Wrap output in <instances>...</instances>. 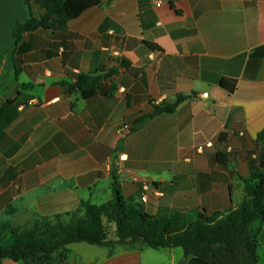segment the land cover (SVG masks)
<instances>
[{
  "label": "crops",
  "instance_id": "1",
  "mask_svg": "<svg viewBox=\"0 0 264 264\" xmlns=\"http://www.w3.org/2000/svg\"><path fill=\"white\" fill-rule=\"evenodd\" d=\"M31 12L48 26L15 46ZM87 73L111 75L89 98L63 84ZM180 94L194 96L137 125ZM263 131L264 0H100L66 21L40 0H0V218L13 226L106 203L114 176L153 215L227 212L262 168ZM143 181L161 194L143 201ZM69 246L64 264H159L151 248ZM173 248L161 264H177Z\"/></svg>",
  "mask_w": 264,
  "mask_h": 264
},
{
  "label": "trees",
  "instance_id": "2",
  "mask_svg": "<svg viewBox=\"0 0 264 264\" xmlns=\"http://www.w3.org/2000/svg\"><path fill=\"white\" fill-rule=\"evenodd\" d=\"M28 1L25 0V3ZM40 1L50 5L64 21L100 4V0ZM49 16L38 17L31 12L29 20L15 23L14 45H18L26 32L48 26ZM111 73L80 74L76 82L63 84L71 90L77 88L89 98L102 87ZM220 84L231 92L236 87L234 80L224 78ZM192 96L194 94H180L174 101L155 106L153 112L139 118L137 125H142L156 114L174 112ZM263 136L264 131L260 138ZM262 169L264 156L262 168L244 178L245 196L237 207L227 212H196L195 215L179 211L153 215L135 204L133 199L125 197L114 176L113 196L106 203L82 201L76 209L39 216L17 226L0 218V264L5 258L19 264H64L72 253L69 245L74 242L104 247L109 256L121 249L182 247L184 258L177 264H264L259 251V236L264 225ZM107 224L115 225L116 237H110Z\"/></svg>",
  "mask_w": 264,
  "mask_h": 264
},
{
  "label": "rangeland",
  "instance_id": "3",
  "mask_svg": "<svg viewBox=\"0 0 264 264\" xmlns=\"http://www.w3.org/2000/svg\"><path fill=\"white\" fill-rule=\"evenodd\" d=\"M107 229L109 231L110 237L114 238L116 237V233H115V225L114 224H107ZM151 260L153 262L156 263H163L164 261H169L171 259V249L170 248H164V249H153L151 248ZM159 250V251H157ZM173 250H175V254H176V263L180 262L182 259V256L184 255V250L182 247H174ZM154 259V260H153ZM185 260V259H184ZM186 262H188V260L186 259Z\"/></svg>",
  "mask_w": 264,
  "mask_h": 264
},
{
  "label": "built area",
  "instance_id": "4",
  "mask_svg": "<svg viewBox=\"0 0 264 264\" xmlns=\"http://www.w3.org/2000/svg\"><path fill=\"white\" fill-rule=\"evenodd\" d=\"M114 53H116V52H114ZM132 128H133V126L130 123L125 122L124 124H122L121 126H119L117 128V133L119 135L124 136L126 133L130 132L132 130ZM124 158H125V155L122 154L120 156V159H124ZM151 192H155L157 195H160L161 194L160 190L158 188H156V187H153L150 182L143 181L142 182V195H141V199L143 201H146L147 198L149 197V194Z\"/></svg>",
  "mask_w": 264,
  "mask_h": 264
}]
</instances>
